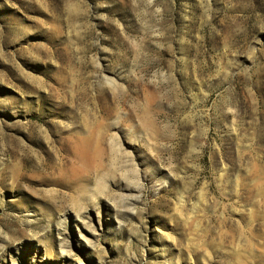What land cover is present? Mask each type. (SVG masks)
<instances>
[{
    "label": "rangeland",
    "instance_id": "374dc122",
    "mask_svg": "<svg viewBox=\"0 0 264 264\" xmlns=\"http://www.w3.org/2000/svg\"><path fill=\"white\" fill-rule=\"evenodd\" d=\"M0 264H264V0H0Z\"/></svg>",
    "mask_w": 264,
    "mask_h": 264
}]
</instances>
